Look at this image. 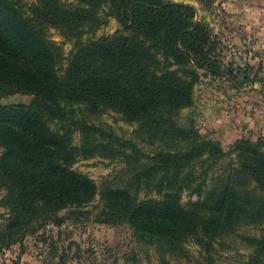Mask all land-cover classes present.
Instances as JSON below:
<instances>
[{"label":"trees","instance_id":"obj_1","mask_svg":"<svg viewBox=\"0 0 264 264\" xmlns=\"http://www.w3.org/2000/svg\"><path fill=\"white\" fill-rule=\"evenodd\" d=\"M109 18L120 25L119 33L81 41ZM50 28L72 44L64 68L60 49L48 39ZM217 45L190 4L0 0V97L32 96L27 105L0 104V207L5 209L0 252L47 223L60 227L70 217L88 214L81 208L99 194L103 207L96 221L127 224L140 240L170 250L194 237L210 252L239 220L261 225L259 236L240 238L253 247L246 264H264V196L251 193L264 194L263 141L238 139L230 150L241 180L254 188L238 191L226 184L215 196L202 198L206 171L196 176L195 164L216 163L226 152L194 126L176 120L181 109L192 105L199 71L237 81L219 59ZM243 75L244 81L261 83L264 99V75ZM108 110L136 123L135 137L155 149L145 153L132 139L90 119ZM75 132L79 146L71 143ZM94 156L123 162L127 181L99 188L73 169L80 157ZM149 186L159 197L139 198L138 192ZM186 190L197 199L182 204ZM65 209L69 212L60 216ZM57 257L55 264H66L64 252Z\"/></svg>","mask_w":264,"mask_h":264},{"label":"rangeland","instance_id":"obj_2","mask_svg":"<svg viewBox=\"0 0 264 264\" xmlns=\"http://www.w3.org/2000/svg\"><path fill=\"white\" fill-rule=\"evenodd\" d=\"M31 5L34 0H22ZM65 3H76V0H61ZM174 3L190 4L195 8L196 20L202 21L210 28L211 36L218 42L216 53L225 66L232 68V76L237 81H229L225 77H213L199 71L200 79L193 89V102L189 107L181 109L176 116L182 126H194L205 138L218 142L226 156L211 164L204 159L194 166V174L199 176L206 171L202 198L215 196L226 184L238 191L254 188V183L244 182L238 174V164L231 146L238 139L263 141L264 151V99L259 93L261 83L244 81L243 74L249 78L264 75V53L252 47V36L237 26L222 0H170ZM29 14L28 10H25ZM121 27L109 18L106 25L83 36L82 42L97 41L101 38L119 33ZM48 39L61 51L63 60L60 65L67 64L72 44L67 42L53 28L48 29ZM239 70V72H238ZM234 80V79H233ZM238 82L239 87H234ZM31 95L13 93L0 97L2 105H27ZM92 122L107 128L120 137L132 139L145 153H151L155 146L141 142L135 137L136 123L127 122L123 117L111 110L90 118ZM53 126V124H52ZM71 143L79 146L80 134L75 132ZM2 150L0 149V154ZM211 164V165H209ZM123 162L110 160L101 156L91 158L80 157L73 169L90 177L100 188L104 183L122 186L129 172ZM200 180V179H199ZM255 196H264L259 190L251 192ZM139 198L159 196L146 187L138 192ZM196 195L190 191L181 194V203L195 201ZM258 199L252 197L251 200ZM103 203L99 194L81 210L87 212L80 217H70L60 227L52 223L45 224L38 233L26 236L21 242L0 252V264H55L57 254L67 255L66 264H246L253 247L243 242L240 236H259L261 225L238 221L235 230L213 243L210 252L200 246L194 237L184 238L180 249L170 250L161 243H148L140 240L127 224H105L96 221L97 213ZM68 209L59 212L65 216ZM0 215L5 216V209L0 207ZM3 218L0 217V222Z\"/></svg>","mask_w":264,"mask_h":264},{"label":"crops","instance_id":"obj_3","mask_svg":"<svg viewBox=\"0 0 264 264\" xmlns=\"http://www.w3.org/2000/svg\"><path fill=\"white\" fill-rule=\"evenodd\" d=\"M221 5L233 13L231 17L241 32L252 36L255 51L264 53V0H222Z\"/></svg>","mask_w":264,"mask_h":264}]
</instances>
